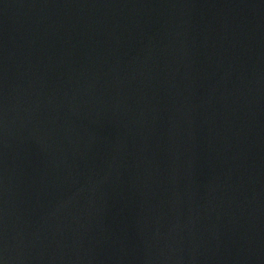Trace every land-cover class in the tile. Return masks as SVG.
I'll use <instances>...</instances> for the list:
<instances>
[{
    "label": "water",
    "instance_id": "1",
    "mask_svg": "<svg viewBox=\"0 0 264 264\" xmlns=\"http://www.w3.org/2000/svg\"><path fill=\"white\" fill-rule=\"evenodd\" d=\"M0 264H264V0H0Z\"/></svg>",
    "mask_w": 264,
    "mask_h": 264
}]
</instances>
